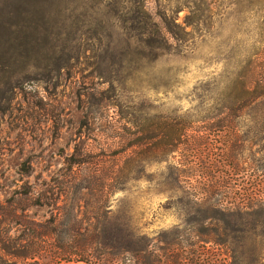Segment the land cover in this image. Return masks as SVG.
Instances as JSON below:
<instances>
[{
    "label": "rangeland",
    "instance_id": "374dc122",
    "mask_svg": "<svg viewBox=\"0 0 264 264\" xmlns=\"http://www.w3.org/2000/svg\"><path fill=\"white\" fill-rule=\"evenodd\" d=\"M249 6L0 0V264H85L70 253L101 248L104 231L182 227L203 171L226 197L264 179L263 89H244L264 37ZM170 122L184 149L123 148Z\"/></svg>",
    "mask_w": 264,
    "mask_h": 264
},
{
    "label": "trees",
    "instance_id": "16d2710c",
    "mask_svg": "<svg viewBox=\"0 0 264 264\" xmlns=\"http://www.w3.org/2000/svg\"><path fill=\"white\" fill-rule=\"evenodd\" d=\"M247 1L250 4L247 12L258 15L260 34L264 37V0ZM262 45L263 61H252L244 83V89L251 94L263 89L253 94L255 99L264 98V41ZM177 124L170 122L169 127L165 125L163 137L155 133L139 135L132 140L122 137L123 148L140 146L137 155L141 159L156 157L159 148L171 154L185 144L186 135L176 127ZM153 128L158 129V124ZM66 159L70 166L82 162L75 151ZM175 162L180 163L178 160ZM124 169L127 172L126 166ZM175 169L177 172L173 179L179 183L183 181V170ZM202 173L206 180L200 183L201 187L194 188L193 193L189 192L191 197L184 201L186 218L182 227L176 225L154 239L122 226L102 233L101 248L70 254L76 258L75 261L85 264H264V179L242 185L238 192L226 197L228 192L220 190V185L207 181L209 172ZM219 193L224 197L211 199Z\"/></svg>",
    "mask_w": 264,
    "mask_h": 264
}]
</instances>
